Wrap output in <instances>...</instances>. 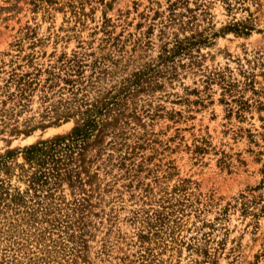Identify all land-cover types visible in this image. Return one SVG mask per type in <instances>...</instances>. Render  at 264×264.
<instances>
[{
  "label": "rangeland",
  "instance_id": "1",
  "mask_svg": "<svg viewBox=\"0 0 264 264\" xmlns=\"http://www.w3.org/2000/svg\"><path fill=\"white\" fill-rule=\"evenodd\" d=\"M0 264H264V0H0Z\"/></svg>",
  "mask_w": 264,
  "mask_h": 264
}]
</instances>
